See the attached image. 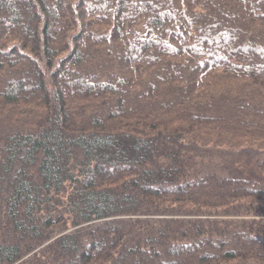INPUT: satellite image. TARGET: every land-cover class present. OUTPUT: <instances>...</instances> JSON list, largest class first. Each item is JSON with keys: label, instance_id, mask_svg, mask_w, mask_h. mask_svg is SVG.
<instances>
[{"label": "trees", "instance_id": "obj_1", "mask_svg": "<svg viewBox=\"0 0 264 264\" xmlns=\"http://www.w3.org/2000/svg\"><path fill=\"white\" fill-rule=\"evenodd\" d=\"M260 258L264 0H0V264Z\"/></svg>", "mask_w": 264, "mask_h": 264}, {"label": "rangeland", "instance_id": "obj_2", "mask_svg": "<svg viewBox=\"0 0 264 264\" xmlns=\"http://www.w3.org/2000/svg\"><path fill=\"white\" fill-rule=\"evenodd\" d=\"M261 245V244H260ZM254 257H257V255H254ZM259 258V257H258ZM260 259H264V258H260Z\"/></svg>", "mask_w": 264, "mask_h": 264}]
</instances>
